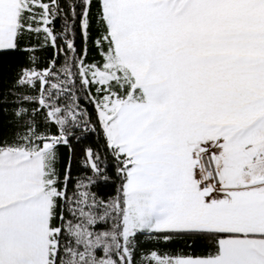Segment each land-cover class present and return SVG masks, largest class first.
Segmentation results:
<instances>
[{"label": "snow or ice", "instance_id": "1", "mask_svg": "<svg viewBox=\"0 0 264 264\" xmlns=\"http://www.w3.org/2000/svg\"><path fill=\"white\" fill-rule=\"evenodd\" d=\"M66 8L0 0V52L32 65L0 92L14 127L0 135V264H264V0ZM90 133L115 180L92 147L81 159L91 175L72 176L73 141ZM98 181L119 183L100 196ZM140 236L193 251H141Z\"/></svg>", "mask_w": 264, "mask_h": 264}, {"label": "trees", "instance_id": "2", "mask_svg": "<svg viewBox=\"0 0 264 264\" xmlns=\"http://www.w3.org/2000/svg\"><path fill=\"white\" fill-rule=\"evenodd\" d=\"M67 0H61V6L66 8ZM71 20V18L69 17ZM63 24V18L58 17L54 22V28L56 31H60ZM75 39H76V47L78 52L82 51L83 49V38L80 34L79 29V20L76 21L75 26ZM96 33L93 29L91 32V36L88 41V48H89V55L87 57L86 62H91L94 55H95V48L92 43V39L95 37ZM33 44L36 43L35 40L32 41ZM35 55L39 58L35 67L38 70H42L48 66V61L52 59L53 50L49 48H45L43 50L37 51ZM62 62V57L60 58ZM30 65L26 54L20 52H0V92H7L8 89L11 87L13 81L16 79L17 73L21 69V67H30ZM93 94L95 93V89H92ZM77 95L80 96L79 103L82 108L86 109L87 112L92 116V119L95 120V109L94 106L89 102L87 98V93L79 89L77 90ZM12 105H3L0 106L2 108L11 109ZM12 116L10 111H3L0 110V135L3 136H10L14 131V127L11 123ZM54 131V129H53ZM86 147H92L94 150L99 151L102 160L105 164L108 165V174L113 176V180L115 177L113 175L114 168H113V161L111 156L107 153L104 147V141L101 135L98 133H90L87 134L84 139H81L78 143L73 141V149L74 152L72 154V176L79 177L82 174L87 172L88 175H91L82 165L81 159L83 157V152ZM60 153L62 155V164L67 163L68 157V149L67 148H60ZM105 157H107L105 159ZM119 183V181H115V183L109 182L108 184H104L103 182L98 181L97 185L93 187V191L97 192L100 196H107L114 192L115 186ZM140 240V249L141 251H149V250H159L160 252L165 251H176L178 249H184V251H193V249H186L182 242L171 243V244H164V243H156L155 241H149L144 236L139 237ZM196 253H202L204 251L201 245H197L194 249Z\"/></svg>", "mask_w": 264, "mask_h": 264}]
</instances>
